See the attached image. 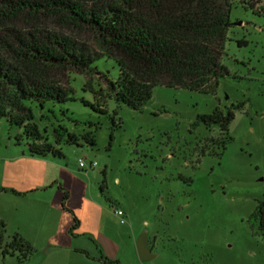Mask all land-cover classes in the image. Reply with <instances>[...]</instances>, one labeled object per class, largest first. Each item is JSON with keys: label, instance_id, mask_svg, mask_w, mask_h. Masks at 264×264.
<instances>
[{"label": "rangeland", "instance_id": "obj_1", "mask_svg": "<svg viewBox=\"0 0 264 264\" xmlns=\"http://www.w3.org/2000/svg\"><path fill=\"white\" fill-rule=\"evenodd\" d=\"M231 20L225 60L230 74L220 79L215 93L157 86L146 106L135 110L105 97L109 88L100 74L69 71L59 77L70 99L50 101L44 109L34 106L36 121L47 129L50 141L58 125L80 136L79 143H61L63 156L42 157L54 159L49 167L55 172V161L64 159L86 183V198L78 190L64 191V219L78 217L73 232L81 222L85 226L99 217L109 221L124 247L120 260L111 264H264V233L250 221L264 200V15L237 2ZM239 40L247 44L239 45ZM94 67L111 80L120 76L113 58L103 56ZM101 87L105 92L94 98L89 89L98 92ZM86 100L99 102L107 112L93 109ZM239 102L244 105L235 110L228 133L198 120L217 106L225 109ZM20 131L0 118L4 155L19 148L29 151L27 140L16 142ZM87 131L95 134V145L81 137ZM229 136L221 154L222 139ZM6 175L5 181L13 180L10 171ZM5 186L0 184V220L5 223L4 233L0 225V264H100L68 247L11 248L16 235L24 238L28 232L39 238L44 226L60 217L32 207L30 199Z\"/></svg>", "mask_w": 264, "mask_h": 264}, {"label": "trees", "instance_id": "obj_2", "mask_svg": "<svg viewBox=\"0 0 264 264\" xmlns=\"http://www.w3.org/2000/svg\"><path fill=\"white\" fill-rule=\"evenodd\" d=\"M237 2L264 15V0H0V118L21 129L16 142L27 140L31 155L63 156L61 143H79L80 136L58 125L50 141L47 129L36 121L34 106L44 109L50 101L69 100L59 77L69 71L100 74L109 88L105 97L135 110L146 106L157 86L215 93L220 79L230 74L226 43ZM103 56L119 65L117 80L94 67ZM89 91L94 98L105 92L102 87ZM84 102L107 112L99 102ZM243 105L217 106L198 120L228 133L235 110ZM113 123L117 125L115 118ZM81 137L91 145L97 142L93 131ZM231 139H222L221 154ZM67 197L65 192L63 199ZM74 220L72 234L79 224L76 216ZM250 221L264 233V200ZM0 225L4 233V221ZM17 236L11 248L16 244L32 250L31 243ZM99 260L112 262L104 255Z\"/></svg>", "mask_w": 264, "mask_h": 264}, {"label": "crops", "instance_id": "obj_3", "mask_svg": "<svg viewBox=\"0 0 264 264\" xmlns=\"http://www.w3.org/2000/svg\"><path fill=\"white\" fill-rule=\"evenodd\" d=\"M50 160L54 159L31 155L29 151L20 148L13 149V153L9 155H4L3 151H0L2 163L0 184L6 185L5 187L11 189L13 194L30 199L32 207L34 205L44 207L48 212L55 213V217H60L57 221L44 226L41 237L32 238V234L27 232L24 238L37 247L42 245L68 247L86 259L100 264H103V261L99 260L102 255L111 261L120 260L124 247L114 237L109 221L99 217L95 221H89L85 226L81 222L80 230L71 233L70 226L73 224L74 216L72 221L66 217L64 219L62 196L64 191L72 193L78 190L86 198L87 185L77 172L74 173L71 168L64 165L62 161L64 159L55 161L58 165L56 172L49 167ZM7 171L13 174V180L5 181ZM145 252L151 255L149 246ZM144 262L145 260L141 263L145 264Z\"/></svg>", "mask_w": 264, "mask_h": 264}, {"label": "built area", "instance_id": "obj_4", "mask_svg": "<svg viewBox=\"0 0 264 264\" xmlns=\"http://www.w3.org/2000/svg\"><path fill=\"white\" fill-rule=\"evenodd\" d=\"M79 164H80V166H82V167L85 166V162H84V160H80ZM90 165H91L92 168H94V167L97 166V163L94 161V162H92ZM118 214H122V211L119 210Z\"/></svg>", "mask_w": 264, "mask_h": 264}]
</instances>
